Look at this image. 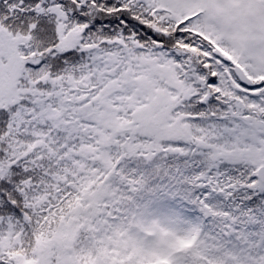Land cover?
Wrapping results in <instances>:
<instances>
[{
  "label": "snow or ice",
  "instance_id": "snow-or-ice-1",
  "mask_svg": "<svg viewBox=\"0 0 264 264\" xmlns=\"http://www.w3.org/2000/svg\"><path fill=\"white\" fill-rule=\"evenodd\" d=\"M0 264H264V0H0Z\"/></svg>",
  "mask_w": 264,
  "mask_h": 264
}]
</instances>
